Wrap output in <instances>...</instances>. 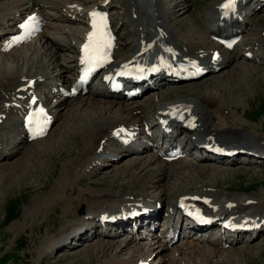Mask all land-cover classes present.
Masks as SVG:
<instances>
[{"label": "bare ground", "instance_id": "obj_1", "mask_svg": "<svg viewBox=\"0 0 264 264\" xmlns=\"http://www.w3.org/2000/svg\"><path fill=\"white\" fill-rule=\"evenodd\" d=\"M89 1L91 4H84L89 3ZM103 1L104 0H78L77 3L74 4V1L70 2L65 0H0V37L5 39L0 46V167L8 166L10 164L8 162L13 160L12 158L21 154H23V157H20L17 163L14 162L13 164H22L23 158L27 159L33 157L35 148H32L34 144L45 141L50 134V132H48L47 136L41 139L28 141L22 131L21 119L18 120V115L23 111L22 103L24 102V104L28 105L32 95L35 93L43 98L46 97L47 100L55 99L54 104L49 108L51 113H53V122L61 117L63 120V116L65 115L67 116V120L72 121L78 109H82L83 111L85 106L96 108L100 101L106 102L109 106L100 105L99 108L97 107L96 110L94 109L96 113L88 114L83 124L68 125L64 129L57 142H62L65 149L70 148L72 141L75 139V133L77 134L79 131L82 133L81 137L84 145L82 146L81 152L79 151L77 154L75 160L73 158L65 163L67 166L66 168L70 167L72 170L69 169L68 171V169H66L64 173L61 174L59 180L60 185L53 188L55 192H52L51 195L47 197L43 194L44 197L41 196V198L43 200L42 202H47L45 205L47 208H51L52 206V209L55 210L58 206H61V208L63 206V210L66 212L65 215L76 220L77 223L75 225L79 226L78 230L72 232L70 231L72 227L69 228V230L63 231L62 234L58 236L59 238L57 237L59 243L57 242L54 244L66 247L70 239H72L71 242H76L77 244L82 243V241L89 239L86 237V232L91 231L90 239L94 238L100 241L99 250L102 251V253L110 247H117L116 254H121L132 244L137 243L136 240L139 234H128L121 241H117V238H113L117 234L116 229H110L108 232L99 235L96 226L91 225L88 221L101 217L107 212H110L109 215H117L120 212L117 208H120L121 202L126 205H140L144 203L154 206L156 210L154 216L150 219L144 218L142 220V224H147L153 217L159 216V208L156 209L157 206L166 204L165 202L168 200L167 196L169 193L167 187H164L162 183L164 184L165 182L167 186L168 181L165 180L171 179V177L175 175L173 172L183 173L182 170L188 168L191 174L192 171H196L199 175L204 169H198V167H201V164L191 166V163L187 160L178 159L173 162H168L160 158L156 153L141 156L143 152L151 150L152 148L147 147L145 143L133 147L131 145L132 141L129 143L119 141L113 133H126L125 137H130L131 134H140V126H142V133L146 132V126L147 129H151L148 120L149 112L147 115H141L142 100L140 101L141 103L134 101H130L126 105L122 103V106L120 102L109 100L111 97L118 96V94L112 93L109 90L107 76L111 74L112 77L118 66V69L122 70L134 63L145 61L151 54L152 49H157L160 60L173 63L178 68L184 67L186 70L195 71V67H197V69L205 71L201 73L197 79L193 81L190 80L192 82L189 83L198 82V80L210 77L211 75L215 76L217 75L215 73L227 67H229L225 70L227 75L230 73L234 74V71L228 70L240 65V63H235L230 67V65L237 60V56H244V58H247L246 60L251 59L247 56L248 53H252L253 59L256 57L258 59L264 57V51L263 53L260 52L262 41L264 40V27L252 28L255 22V15L260 12L259 5H263L264 1L255 0L253 3L244 7L240 11V18L232 13L233 17L229 25L230 30H239L243 34L238 44L229 51L222 49L218 43L211 40L209 37L212 35V32L206 28L208 15L214 12L223 0H210L209 3L203 7L205 14L204 17L201 16V18H203L202 21H200L198 15L196 16L193 13H189L190 15H188L187 10L189 9L190 0H163L162 4H160L158 0H146L145 3L144 0L141 2L137 0H110L111 6L116 2L119 3L120 6L122 5L121 8H123L122 13H110V16L112 15L110 20L111 24L115 25V27L118 25V29L123 28L125 30L124 36L131 34V37H129L121 47L119 46L120 44L117 46L118 41L114 42L111 56L105 64L100 80L88 88L87 92H90L92 96L90 98H79V96H77L73 98L70 103H67L69 99L68 97L62 96L60 87L64 86L63 83L68 82L71 78L67 76L65 72L74 69L76 60L75 58H64L67 56V53L64 51L66 49L71 51L81 43L84 37V27L83 29L81 27L77 29L71 25H55L53 27V25L47 23L45 19L54 17L60 18V16L69 15L65 21H71L73 17L74 20H79L80 23L85 24V17L88 10L92 9L95 5L99 6L100 2ZM45 7L56 9L57 15L51 17L52 13H43ZM26 10H28V13L24 14ZM175 10L180 13L176 14ZM224 11L232 12V7L225 8ZM30 12H35L34 17L36 19L32 22L33 27L31 31L37 36L33 41L25 44V48L27 47L28 49L25 50L26 52H22L23 47L17 44L25 42L29 36V32L20 27L25 21L20 23L19 30L10 31L11 33L17 31L18 34L15 36L9 35L10 32L7 26L8 24L15 25L18 21L25 19V16ZM170 13H173L175 16L172 17L173 19L171 17L169 19L168 17V21L171 19L176 21L181 14H185L183 18L185 20L184 25H177L179 29L183 28L182 31L175 29L167 21L165 17ZM22 14L24 15L22 16ZM190 17L194 19L189 23L186 22ZM8 19H12L13 22L8 23ZM129 21H134V23H129ZM43 25L54 29L51 33L52 35L44 30L40 34L35 31L37 27H43ZM115 35L117 39L120 38V34L117 32ZM14 37H20L19 41H14ZM49 38L50 40H48ZM55 42H58V45ZM116 46L120 50L119 53H117L115 49ZM7 47L12 48V50L7 53H2L3 49ZM7 59L11 64L7 63ZM59 59H63L64 62L59 61ZM66 62L69 64L66 65ZM262 64H264V60ZM234 75L237 76V73ZM166 77L167 74H163L160 76V80H168L171 76H168V78ZM165 91L166 90L161 93H165ZM239 96L243 98V96ZM239 96H234L233 98H238ZM233 98L228 99L226 96L222 98L221 95L218 96L215 93H202L194 96V100L197 103L196 107L191 106V104L193 105L192 100H174L165 105L166 107L175 104L178 110L176 116L181 119L176 120L180 126L179 131L185 132L184 145L182 142H179V144L183 147L197 145L193 138H195V136H204L208 141L214 139L212 142L226 144L231 149H237V153L247 152L252 149V147L264 148V138L262 136H260V138L246 136L234 123L230 124L231 122H239L237 118H231V114L228 110V108L231 107ZM75 99L76 101L73 103ZM150 99L151 97H145L144 100L150 101ZM15 100L19 103H13ZM20 101H22V103H20ZM83 105L85 106L82 108ZM102 107L104 108L102 109ZM109 108L111 110H109ZM82 111H79L78 115ZM118 111L121 115H129L130 118L120 116ZM90 112H92V110H90ZM83 113L86 112L84 111ZM111 113L115 115H111ZM83 115L84 114H82L81 117ZM185 120L189 121L187 125H185ZM192 124H195V126L193 129H190ZM64 136L66 137L64 138ZM54 147L57 149V145ZM54 147L47 152L48 155L54 154ZM76 148H78V146H76ZM132 153L140 155L135 159H131L133 161L129 162L127 165H122L121 167L123 168L122 171L120 170V173L116 172L114 176H111V180L113 181L109 189L90 192L89 195L85 197L86 207L83 206V204L82 206H80L81 204H75L77 205L76 208L69 210V207L72 206L71 204L75 202L84 203L82 201H84V196L86 194L83 189L78 193L67 192L69 188L67 177L72 178V180L74 178L75 181L81 178L86 179L89 175L86 174L85 168L88 166L95 168L93 176L96 177L98 174L103 175V173H105L103 171L106 170L104 166L105 160H110L112 161V163H110L114 164L119 162L124 156ZM143 157L147 159L144 160ZM224 160L226 159L222 161L224 162ZM181 161H185L186 165H177V163ZM198 161L203 163L209 162L210 158L203 157ZM155 162L160 164L155 168L147 169ZM234 163L235 158L227 162L225 167L228 169H236V166H233ZM262 163L264 165V160ZM76 165L78 167H76ZM168 165H172V169H170ZM250 165L251 164L248 163V165L242 168L245 170L253 168V166ZM211 166L216 169L215 171L221 174L231 171L221 165ZM134 167L137 168L136 170L140 169V172L144 169L146 170L137 176L135 171L131 169ZM259 168L264 169V167ZM135 176L137 177L135 178ZM114 178L120 179L122 184H118H120V186L129 187L130 191L124 193L122 192L123 189H119V192L114 190V183L117 180L116 179L114 182ZM123 182L125 183L123 184ZM162 186L164 187L161 189L163 193L159 194L151 193L143 196L132 191V189L136 190L138 188L144 190H157ZM199 188L181 193L180 195L178 194L175 202L169 199V206H172V209H174V207H179L180 204L190 206L196 199L208 197L209 205H211L208 211L215 219L240 212L247 216H251V218H256L257 221L264 219V190L256 195H236L228 194L227 192H231L230 190L223 191L215 185L208 189ZM60 189H62V192ZM76 193L77 197L74 199L73 195ZM57 203H60V205H56L54 208L53 205ZM79 207L85 208L86 214L84 212L78 215L75 211H77ZM144 207L145 205L137 206L134 209L141 210ZM37 210L38 208L34 212V216L39 215ZM261 224H264V222ZM252 231L254 230L251 229L246 232L237 233L236 237L208 234L200 241L197 240L198 236L193 237V235H190L188 239L191 240L186 239L178 244H175L176 241L170 243L166 241L164 237H160L154 233L152 234V240L149 241L148 247L146 245L138 246L134 249L136 254L129 253L127 258L122 259H115L112 256L108 262L106 261L101 264H142L144 262H147V264H184L181 261H193L194 263L197 258H202L205 264H210L211 262H215L214 264L223 262H225L224 264H229L227 259L241 260L243 256L248 254L245 251H250L249 248L240 247V249H236L232 246L255 241L264 229L257 230L256 228V234L252 239L250 241L245 240L244 235ZM64 234L67 236H63ZM62 236L64 238H62ZM225 243H229V246H231L228 249L221 247ZM204 245L208 246L205 248ZM93 246L94 245L89 244L87 249ZM225 251H227L228 254L224 255ZM80 253L81 255L83 254L82 251ZM218 253H223L221 255L223 259L216 262L215 257ZM232 255H234L233 258L230 257Z\"/></svg>", "mask_w": 264, "mask_h": 264}, {"label": "rangeland", "instance_id": "obj_2", "mask_svg": "<svg viewBox=\"0 0 264 264\" xmlns=\"http://www.w3.org/2000/svg\"><path fill=\"white\" fill-rule=\"evenodd\" d=\"M65 1H74V4H76L78 0ZM162 1L163 0H159V3L162 4ZM209 1L210 0H190L189 9L187 10L188 15H190L191 13L196 16L198 15L200 21H202L203 18H201V16L204 14L203 7L206 6ZM84 4L88 5L90 4V1L89 3ZM119 6V3H117L115 6H112L111 12L115 10V8L119 9ZM45 11L52 13L51 17L57 15L56 9H52L49 7L45 8ZM121 11L123 12V10ZM175 13L179 14L180 12L178 13L175 10ZM184 15L185 14H181L176 19V21L172 20V17L175 16L173 13H170L165 18L168 21V17L169 19L171 17L172 19L168 21L171 26H173L179 31H182L183 28L179 29L178 26L184 25ZM67 18V16H60V18L54 17L45 20L47 22H50V25H53V27L55 25H71L68 21H65V19ZM193 19V17H190L186 20V22L189 23ZM129 23H134V21H129ZM72 25L77 29H80L81 27V24L79 23H73ZM255 27H264V13H261L255 17V22L253 23L252 28ZM43 29H45V32L47 31V33L50 34L52 33V31H54L52 27H43ZM13 30H15V28H13ZM118 31L120 34L119 46L121 47L124 45L126 40L131 37V34L124 36L125 30L123 28H119ZM34 39L35 37H31L29 41H33ZM2 41L3 39L0 37V46ZM55 43L58 45V42ZM25 46V44L22 46V52L28 49L27 47L25 48ZM9 51L11 50L5 48L3 49L2 53H7ZM69 51L70 50L68 49L64 51L68 54L64 58L71 57L72 53ZM119 51V48H117V53H119ZM6 61L7 63L11 64L8 59ZM59 61H63V59H59ZM235 63H240L241 66L239 65L233 67L231 68L232 70L230 69L228 71H234V74L237 73V76L232 73L227 75V72L225 71L227 70V68H229L227 67L223 69L225 72L222 70L220 72L215 73L217 75L213 74L215 76L211 75L212 77H205L199 80L198 82L179 85L177 87L167 89L165 93H159V95H156L158 89L153 90L149 92V95L151 96L150 101L144 100V96L148 95L145 94L141 96L136 101L137 103H141L140 101L142 100V108L140 112L141 115H147V113L149 112L150 117L152 112L155 111L158 106L164 104V102H169L171 100L174 101L176 99L192 100V106L196 107L197 103L194 100V96H197L202 93H215L218 96L221 95L222 98L226 96L228 97V99L233 98L234 96L241 95L243 96V98H241L240 96L238 98H233L231 107L228 108L229 113L231 114V118H237L239 122H231L230 124L234 123L241 132L245 133L246 136H254V138H260V136H262L264 138V64H251L248 61H242L241 59H238L236 62L232 63L230 67ZM68 64L69 63H67V65ZM65 74L68 76L69 72ZM96 80L97 79H95L92 83L94 84ZM91 96L92 95L90 94V92H88L82 96H79V98H90ZM73 98H70L67 103H70ZM75 101L76 99L73 101V103H75ZM100 105L109 106L106 102L103 101H100L99 105H97L96 108L92 106L83 105L82 108L85 106L84 110L82 111V109H78L77 113L74 115L76 118L73 116L72 121L67 120L66 115L63 116V120L61 119L62 117L60 119H56L51 127L50 134L47 136L45 141L34 144L32 149L35 148L36 150L34 149L33 157H29L27 159L23 158V163L17 165V160L20 157H23V154H21L12 158L13 160L8 162L10 163L8 166L0 167V264H101L106 261L108 262V260L112 258V256L115 259L127 258L129 256V253H135V248L149 243L148 239L136 240L137 243H134L129 248L125 249L126 251L128 250L127 253L124 250V253L116 254L117 247H110L109 249H106L104 253H102V251L99 250L100 241L94 238L90 239V233L87 232L86 236L89 239L82 241V243L77 244L76 242H71L69 240L68 245L66 247H61L58 244H54L58 242L57 237L61 235L63 231L69 230V228L74 226L77 221L65 215L66 212L63 210V206L62 208L61 206H58L55 210L52 209L51 205V208H47V206H45L47 202H42L43 200L41 196L44 197V195H46L47 197L51 195L52 192H55V189L53 190V188H56L58 187V185H60L59 180L61 174L64 173L66 169H68V171L69 169L72 170V168L70 167L66 168L67 166L65 163L73 158L75 160L77 154L79 153V151L81 152V149L83 148L82 146L84 145L83 139L81 137L82 133H80L81 131H79L77 134L75 133V139L72 141L69 149H65L62 142L57 141L59 140L64 129L68 125L73 126L83 124L86 121L88 114L94 112L96 113L94 109L96 110L97 107H100ZM103 108L104 107H102V109ZM90 110H92V112H90ZM109 110L111 109L109 108ZM79 111L82 112L78 115ZM84 111L87 114L83 113ZM82 114L84 115L81 117ZM111 115L115 114L111 113ZM120 116L130 118V116L127 114L121 115L120 113ZM65 137L66 136H64V138ZM55 145H57V149H55ZM76 146H78V148H76ZM53 147L55 149L54 154L48 155L47 152ZM150 153L151 152L142 153L141 156H146ZM139 155L140 154L133 153L126 155L119 162H116L114 164H111L112 161L110 160H105L104 166L106 167V170L103 171L105 172L103 173V175L98 174L96 177L93 176L95 168H91L88 166L87 168H85L86 174L89 175L88 177H86V179L81 178L80 180L75 181L74 178L72 180V178L67 177V183L69 187L67 192L78 193L81 192V189H83L86 194L84 196V201H82L85 204L75 202L71 204L72 206L69 207V210L75 209L78 204H81L80 206H82L83 204V206L86 207L85 197H87L90 192H98L100 190L105 191L109 189L110 184L113 181L111 180V176H114L116 172L120 173V170L122 171L123 168L121 167L122 165H127L129 162L133 161L131 159H135ZM143 159L145 160L147 158L143 157ZM14 162L16 163L13 164ZM193 162L194 161H191V166L201 164V167H198V169H204L201 174L199 173L198 175L196 171H192L191 174V172H189V169L185 168L182 170L183 173L173 172L175 175H173L171 179L165 180L168 181L167 186L163 181L164 184L162 183V185L164 187H167L169 193V195L167 194L168 200L165 202V209H167V207L169 209V199H171L172 202H175V199L177 198L176 196L178 194L180 195L181 193L190 190L193 191L199 187V189H208L209 187L211 188L215 185L217 186V188H220L223 191L230 190L231 192H227L228 194L236 195H256L257 193H260V191L264 190V169H261L259 167L248 168L246 170L243 168L228 169L225 167L226 169L231 171L229 173L221 174L218 171H215V168H212L211 165L215 164ZM75 163L78 164L77 162ZM159 164L158 162H155L147 169L155 168ZM237 164L239 167L242 166L240 163ZM177 165L184 166L186 165V162L181 161L177 163ZM168 166H170V169H172V165ZM76 167L78 166L76 165ZM131 169L135 171L137 176H139L144 170H146L144 169L140 172V169L136 170L137 168L135 167ZM137 176H135V178ZM116 179L114 178V182L116 180V182L114 183V190L119 192V189H123L122 192L128 193L130 191L129 187L120 186V184L118 183L122 184L121 180L118 178ZM124 183L125 182H123V184ZM204 185H206L207 187ZM163 186L157 189L158 192L155 189L144 190L141 188H138L136 190L132 189V191L143 196L151 193L159 194L163 193V191L161 190L162 188H164ZM60 190L62 192V189ZM77 193L73 195L74 199L77 197ZM56 205H60V203L54 204L53 207L55 208ZM37 208V212L39 213V215L34 216V212ZM79 208L77 211H75L77 214H79ZM125 236L126 235L122 233L118 234L117 241H121L125 238ZM255 240L256 241L253 242L241 243L239 245L232 246L236 249H240V247L249 248L250 251H245L248 254L243 256L241 260L227 259L229 264H264V234H262ZM89 244L94 246L92 248L89 247L87 249ZM207 246L208 245H204L205 248ZM229 247L230 246H227L225 249H228ZM81 251L83 252L82 255L80 253ZM222 254L223 253L217 254V256L215 257L216 262H218L219 260L221 261V259H223L221 256ZM225 254H228V252L225 251L224 255ZM230 257L233 258L234 255ZM202 261V258H197L194 263L193 261L181 262H183L184 264H197L198 262V264H205L204 261ZM214 263L215 262H211L210 264ZM224 263L225 262L220 264Z\"/></svg>", "mask_w": 264, "mask_h": 264}, {"label": "snow or ice", "instance_id": "obj_3", "mask_svg": "<svg viewBox=\"0 0 264 264\" xmlns=\"http://www.w3.org/2000/svg\"><path fill=\"white\" fill-rule=\"evenodd\" d=\"M234 2H235V0H229V2L226 5H224V6L225 7H231L234 4ZM91 15L97 16L98 14L95 13V12H93V13H91ZM35 19H36L35 17H29L24 23H22L20 25L21 29H24L25 31L30 32L31 29H32V27H33V23L32 22H34ZM99 19H100L101 25H103V22H104L105 18L103 16H100ZM94 27H96V24L95 23H94ZM95 35H96V33H90L89 34V43L88 44H85L83 46L84 47V51L86 53V58H88V56L90 55L89 48L91 46V42H92L93 37ZM19 39H20V37H14L13 38L14 41H19ZM229 46H231V45H229ZM105 47L106 48L107 47H111V45L110 44H106ZM93 52H95V53L98 54L99 53V48L98 47L97 48H93Z\"/></svg>", "mask_w": 264, "mask_h": 264}]
</instances>
